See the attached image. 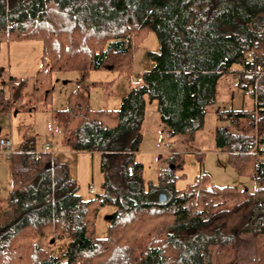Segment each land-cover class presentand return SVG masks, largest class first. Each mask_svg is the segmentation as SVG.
Instances as JSON below:
<instances>
[{
	"label": "trees",
	"instance_id": "16d2710c",
	"mask_svg": "<svg viewBox=\"0 0 264 264\" xmlns=\"http://www.w3.org/2000/svg\"><path fill=\"white\" fill-rule=\"evenodd\" d=\"M150 31L160 46L148 51L153 63L141 83L118 109H93L88 71L130 72ZM2 34L41 40L43 69L26 102L28 81L10 76L0 111L46 108L53 71L80 70L52 118L64 146L100 154L103 183L84 199L68 162L39 149L35 137L22 138L10 156L11 189L0 199V264H209L212 246L215 263L227 264L246 234L264 262V149L255 148L264 133V0H0ZM227 75L244 92L255 86L257 96L252 109L219 113L229 123L217 126L215 143L255 190L212 184L206 173L178 189L180 152L159 157L158 181L147 186L137 151L148 99L157 100L171 139L194 141ZM107 205L115 208L108 235L98 237Z\"/></svg>",
	"mask_w": 264,
	"mask_h": 264
},
{
	"label": "rangeland",
	"instance_id": "374dc122",
	"mask_svg": "<svg viewBox=\"0 0 264 264\" xmlns=\"http://www.w3.org/2000/svg\"><path fill=\"white\" fill-rule=\"evenodd\" d=\"M159 40L154 31L142 38L133 53V68L130 72H120L117 69L101 68L90 69L85 76L86 83H90V100L93 109H118L121 99L129 91L131 78H137L142 71L152 65L148 51L159 50ZM235 65L234 68H239ZM43 69V43L41 40H14L8 35H0V86H3L10 76L17 79L25 78L28 85L25 89V99L28 101L33 90L35 78L39 70ZM82 73L78 69L56 70L52 73V91L48 106L42 109L18 110L13 108L0 111V139L10 138L16 148L24 135L33 136L36 145L43 150L44 144H49V151L60 161L69 163L71 175L79 183V192L84 199H92L102 192L103 174L100 169V154L89 151L72 150L61 143V133L52 118L51 108H63L67 104L68 95L77 87V81ZM225 85L233 92L225 91ZM135 86V85H134ZM221 91L216 103L206 114L205 126L196 134L194 141L187 137L171 139L166 125L161 121L157 107V100L148 99L145 120L142 126V141L137 151V159L144 164L146 185L149 182L157 183L159 170L162 166L160 156H169L173 152L181 153V176L177 181V188L182 190L193 184L198 175L206 173L212 184L218 186H235L242 190L248 188L254 191L255 180L248 174H240L229 162V154L219 149L215 143L217 126H225L227 119L219 118L217 110H242L253 106V98L234 87L233 78L225 76L219 85ZM5 88V89H6ZM180 142H185L182 145ZM0 166L10 174V158L0 146ZM11 182L12 176L9 175ZM9 176L6 178L8 179ZM0 185V194L3 192ZM12 186V185H11ZM7 196H1L3 200ZM114 207L107 205L99 209L96 220V235H108V216ZM244 244L238 253L227 264H264L261 263L258 251V242L254 235H244ZM46 241V240H45ZM216 246L211 247V261L215 263Z\"/></svg>",
	"mask_w": 264,
	"mask_h": 264
},
{
	"label": "built area",
	"instance_id": "2783aa9c",
	"mask_svg": "<svg viewBox=\"0 0 264 264\" xmlns=\"http://www.w3.org/2000/svg\"><path fill=\"white\" fill-rule=\"evenodd\" d=\"M238 82H239V78L236 77L235 78V82L234 84L236 86H238ZM131 83L133 85H139L141 83V78L140 76H138L137 78H131ZM247 93L248 95H250L251 97H256L257 96V92H256V89H255V86L254 87H250L248 90H247ZM0 146L2 148V151L4 152V154L7 156V157H10L11 154L13 153L15 147H14V143H13V140L12 139H5V138H1L0 139ZM255 148H261V149H264V133L260 136L259 140L257 141L256 143V146ZM43 149L45 151L49 150L50 149V146L49 144H44L43 146Z\"/></svg>",
	"mask_w": 264,
	"mask_h": 264
},
{
	"label": "crops",
	"instance_id": "0c3cea01",
	"mask_svg": "<svg viewBox=\"0 0 264 264\" xmlns=\"http://www.w3.org/2000/svg\"><path fill=\"white\" fill-rule=\"evenodd\" d=\"M145 71V70H144ZM143 72V71H142ZM223 79V78H222ZM221 82V81H220ZM220 82H219V85H220ZM234 82H235V79H233V85H234V87H236V88H238L235 84H234ZM219 85H218V93H217V98H218V95L220 94V91H221V89H220V87H219ZM225 87H226V89H225V91H227L228 93H230V95H231V98L233 99V97H234V94H233V92H231V90L225 85ZM240 89V88H239ZM241 90V89H240ZM242 91V90H241ZM243 93H247V92H244V91H242ZM128 93V92H127ZM126 93V94H127ZM253 98V97H252ZM217 100V99H216ZM216 103V102H215ZM215 103L213 104V106H212V108L214 107V105H215ZM253 106H254V98H253ZM253 106H252V108H253ZM211 108V109H212ZM252 108H250V109H252ZM229 111H231V110H229ZM229 111H220V110H217V115H218V117H219V113H221V114H223V115H225V114H227V112H229ZM227 119V121H229V118H227L226 116H223V118L222 119ZM24 136H26V135H24ZM180 137V136H179ZM183 137H185V136H183ZM10 139V138H9ZM21 140H22V138H21ZM21 140H20V142H21ZM19 142V143H20ZM182 145H186V143L185 142H180ZM19 145V144H18ZM17 145V146H18ZM10 158V157H9ZM9 172H10V174H11V168L9 169ZM9 173H7V171H6V169H4L3 170V168L0 166V185L1 184H4V186H2V189H3V192L0 194V199L2 198L1 196H6V195H8V193H9V191H10V189H11V185H12V182H11V179H10V175ZM9 176V178L8 179H6L7 177Z\"/></svg>",
	"mask_w": 264,
	"mask_h": 264
},
{
	"label": "water",
	"instance_id": "95a60500",
	"mask_svg": "<svg viewBox=\"0 0 264 264\" xmlns=\"http://www.w3.org/2000/svg\"><path fill=\"white\" fill-rule=\"evenodd\" d=\"M160 199L163 200V201L165 200V194L164 193H161L160 194ZM107 218L108 219H111L112 218V215H109Z\"/></svg>",
	"mask_w": 264,
	"mask_h": 264
}]
</instances>
